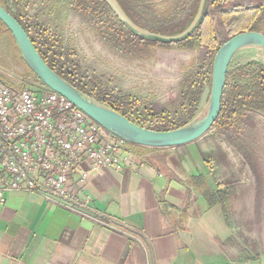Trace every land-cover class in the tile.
Instances as JSON below:
<instances>
[{"label":"crops","instance_id":"0c3cea01","mask_svg":"<svg viewBox=\"0 0 264 264\" xmlns=\"http://www.w3.org/2000/svg\"><path fill=\"white\" fill-rule=\"evenodd\" d=\"M251 6L262 7L264 34V0ZM258 52L242 49L232 62L242 67ZM218 150L136 148L145 156L137 167L75 176L83 212L8 194L0 264H264V209L241 203L264 198V113L239 116L226 127V159Z\"/></svg>","mask_w":264,"mask_h":264},{"label":"trees","instance_id":"16d2710c","mask_svg":"<svg viewBox=\"0 0 264 264\" xmlns=\"http://www.w3.org/2000/svg\"><path fill=\"white\" fill-rule=\"evenodd\" d=\"M115 1L136 27L165 37H177L188 31L199 16L203 4V0H190L189 8L182 18L175 19L169 24H160L156 10L148 3L149 0ZM0 3L28 32L38 52L55 73L101 105L128 117L125 110L130 107L129 99L115 94L108 88L96 87L95 83L98 82L84 75L78 55L65 45L61 37L50 35L42 25L33 26L29 23L27 18L29 10L20 0H13L12 6L9 5L8 0H0ZM76 4L82 14L93 15L102 29L105 28L110 32L111 36L108 37L106 34L103 36L111 47L129 57L149 60L155 56L157 48L179 47L185 51H207L195 75L186 85L175 112L150 114L142 124H139L155 131L180 129L194 121L207 86L212 89L213 65L220 48L236 35L248 31L262 33L259 29L262 7H243L234 4L233 0H209L208 9L197 30L186 40L172 44L147 41L131 32L119 18L115 19L111 16L107 0H76ZM186 5L187 1L184 2V6ZM0 24L4 26L1 22ZM8 32L10 33L9 30ZM31 74L36 77L32 72ZM234 74L255 76L251 78L252 83H232L229 73L222 101V112L215 125L221 124L227 127L246 112L264 110V64L253 61L238 67ZM0 82L9 85L2 75ZM136 148L145 153L158 150L137 146Z\"/></svg>","mask_w":264,"mask_h":264},{"label":"rangeland","instance_id":"374dc122","mask_svg":"<svg viewBox=\"0 0 264 264\" xmlns=\"http://www.w3.org/2000/svg\"><path fill=\"white\" fill-rule=\"evenodd\" d=\"M12 1L8 0L11 6ZM20 1L29 10L27 18L30 24L44 26L50 35L61 37L65 45L76 52L82 72L87 78L98 82L95 83L96 87L108 88L115 94L126 96L129 99L131 104L125 112L130 120L138 124H142L150 114L175 112L186 85L206 57V50L185 51L179 47H173L157 48L152 59L138 60L113 49L103 36V34L111 36L110 32L105 28L102 29L93 15L82 14L76 6V0ZM108 1L111 16L118 18L114 10L115 0ZM186 1L187 5L184 6ZM233 2L246 7L253 5L255 0H233ZM148 3L155 8L159 23L169 24L185 15L190 0H149ZM256 62L264 64L261 50L258 52ZM236 69L235 62H232L229 68L230 82L252 83L251 78L255 76L254 74L236 76L234 74ZM0 75L10 86L20 81L38 83L32 84V88L42 85L37 77L32 76L14 37L1 24ZM210 95L211 89L207 86L195 120L207 113ZM257 111L264 113L262 109ZM196 145L205 149L219 148L216 154L218 160L224 158L221 150L226 151V126L215 125L211 132L196 142ZM242 202L245 203L243 207L252 209L253 212L264 209L263 197Z\"/></svg>","mask_w":264,"mask_h":264},{"label":"built area","instance_id":"2783aa9c","mask_svg":"<svg viewBox=\"0 0 264 264\" xmlns=\"http://www.w3.org/2000/svg\"><path fill=\"white\" fill-rule=\"evenodd\" d=\"M32 84L0 83V207L8 194L36 193L86 211L75 176L83 183L92 172L137 167L145 156L65 97Z\"/></svg>","mask_w":264,"mask_h":264},{"label":"water","instance_id":"95a60500","mask_svg":"<svg viewBox=\"0 0 264 264\" xmlns=\"http://www.w3.org/2000/svg\"><path fill=\"white\" fill-rule=\"evenodd\" d=\"M107 2L109 3L108 0ZM208 4L209 0H203L200 14L194 24L188 31L177 37H165L136 27L126 17L117 2L114 10L120 21L142 39L172 44L186 40L197 30L206 14ZM0 22L10 31L27 66L41 83L65 97L118 138L147 149H176L203 139L211 132L221 115L228 72L236 53L245 48H255L262 51L264 58V34L248 31L231 38L220 48L214 60L212 89L207 113L183 128L172 131H155L144 128L118 111L101 105L55 73L38 52L28 32L1 3Z\"/></svg>","mask_w":264,"mask_h":264}]
</instances>
